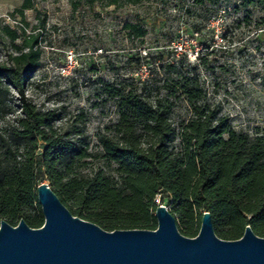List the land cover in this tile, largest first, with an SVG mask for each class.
Returning a JSON list of instances; mask_svg holds the SVG:
<instances>
[{"label": "trees", "instance_id": "16d2710c", "mask_svg": "<svg viewBox=\"0 0 264 264\" xmlns=\"http://www.w3.org/2000/svg\"><path fill=\"white\" fill-rule=\"evenodd\" d=\"M206 1L191 3L201 7ZM240 1L264 9V0ZM29 7L25 0L21 13ZM35 59L29 49L13 56V64L0 63V221L42 226L36 186L47 180L73 215L108 231L155 229L158 198L166 200L183 235L195 236L196 221L208 211L223 239L239 238L246 225L264 237V138L234 129L204 101L195 76L165 77L163 64L154 60L136 83L100 80V95L114 100L117 118L108 133H97L95 153L77 131L55 126L54 110L26 96ZM177 100L188 115L175 124L169 116ZM14 107L17 113L9 115ZM95 157L102 166L78 171Z\"/></svg>", "mask_w": 264, "mask_h": 264}, {"label": "rangeland", "instance_id": "374dc122", "mask_svg": "<svg viewBox=\"0 0 264 264\" xmlns=\"http://www.w3.org/2000/svg\"><path fill=\"white\" fill-rule=\"evenodd\" d=\"M24 2L0 0V63L13 64V56L32 49L36 69L26 96L37 107L54 110L55 126L77 131L89 151L100 152L97 133H108L117 118L114 100L100 95V80L136 83L154 60L163 64L165 77L195 76L204 101L234 129L264 138V9L259 5L240 0H207L201 7L191 0H29L31 7L21 13ZM10 92L15 103L16 94ZM15 113L14 107L9 115ZM187 115L185 103L177 100L169 117L178 124ZM102 165L95 157L78 171ZM156 201L169 209L166 200ZM199 227L197 220L193 230Z\"/></svg>", "mask_w": 264, "mask_h": 264}, {"label": "water", "instance_id": "95a60500", "mask_svg": "<svg viewBox=\"0 0 264 264\" xmlns=\"http://www.w3.org/2000/svg\"><path fill=\"white\" fill-rule=\"evenodd\" d=\"M36 196L42 226L0 221V264H264V237L246 225L239 238H220L208 211L193 237L159 203L155 229L108 231L73 215L46 182L36 186Z\"/></svg>", "mask_w": 264, "mask_h": 264}]
</instances>
